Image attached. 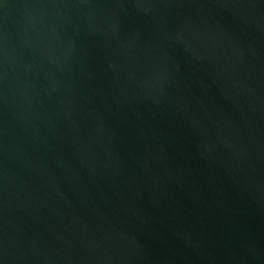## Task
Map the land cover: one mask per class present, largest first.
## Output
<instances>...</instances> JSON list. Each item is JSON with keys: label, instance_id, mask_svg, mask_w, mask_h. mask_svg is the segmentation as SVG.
Instances as JSON below:
<instances>
[{"label": "water", "instance_id": "obj_1", "mask_svg": "<svg viewBox=\"0 0 264 264\" xmlns=\"http://www.w3.org/2000/svg\"><path fill=\"white\" fill-rule=\"evenodd\" d=\"M0 264H264V0H0Z\"/></svg>", "mask_w": 264, "mask_h": 264}]
</instances>
